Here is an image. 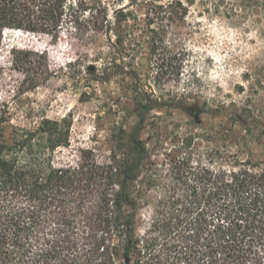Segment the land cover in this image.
Listing matches in <instances>:
<instances>
[{
  "label": "trees",
  "instance_id": "obj_1",
  "mask_svg": "<svg viewBox=\"0 0 264 264\" xmlns=\"http://www.w3.org/2000/svg\"><path fill=\"white\" fill-rule=\"evenodd\" d=\"M113 5L0 0V49L3 33L15 29L92 44L103 37L122 54L138 15L122 1ZM143 6L147 24L185 9L182 0ZM11 65L27 87L51 76L31 50L13 49ZM2 75L0 66V82ZM151 109L136 90V120L120 129L122 156L99 162L81 150L74 166L54 161L56 149L69 145L68 115L42 117L33 128L11 125L7 136L0 116V264H264V156L214 165L185 154L159 163L141 137ZM233 138L252 141L250 134ZM140 201L150 206L142 229Z\"/></svg>",
  "mask_w": 264,
  "mask_h": 264
},
{
  "label": "rangeland",
  "instance_id": "obj_2",
  "mask_svg": "<svg viewBox=\"0 0 264 264\" xmlns=\"http://www.w3.org/2000/svg\"><path fill=\"white\" fill-rule=\"evenodd\" d=\"M103 1L110 8L122 1L138 15L129 22L135 36L122 54L103 37L92 44L67 33L58 39L3 33L0 116L7 120L1 125L6 136L11 125L33 128L42 117L68 115L69 145L54 152L56 165L74 166L81 150H91L99 162L121 157L120 129L136 120L137 90L152 106L141 132L152 160L189 154L217 165L263 158L264 0H182L181 16L148 24L144 0ZM13 49L42 55L50 78L27 87L25 75L12 68ZM237 133L252 141L236 140ZM217 148L223 154L214 155ZM149 210L140 201L141 229Z\"/></svg>",
  "mask_w": 264,
  "mask_h": 264
}]
</instances>
